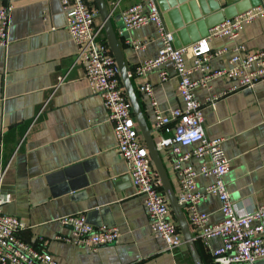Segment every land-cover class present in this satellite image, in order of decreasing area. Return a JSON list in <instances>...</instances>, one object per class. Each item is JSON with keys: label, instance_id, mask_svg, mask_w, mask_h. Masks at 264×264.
Segmentation results:
<instances>
[{"label": "crops", "instance_id": "obj_1", "mask_svg": "<svg viewBox=\"0 0 264 264\" xmlns=\"http://www.w3.org/2000/svg\"><path fill=\"white\" fill-rule=\"evenodd\" d=\"M87 1L97 10L94 0ZM112 1L106 0L107 5ZM138 2L121 0L113 15L130 72L139 63L156 58L162 47L152 24L121 29V13ZM257 2L159 0V7L177 45L186 47L205 36L213 25L246 12ZM5 5L12 11L9 44L0 46V164H10L3 190L13 200L3 212L25 222L20 236L51 254L58 264H191L186 243L172 252L151 233L144 197L135 190L127 164L117 151L114 124L108 119L102 98L91 92L84 65L77 61V47L68 32L61 0L0 2V7ZM101 23L98 15L95 26ZM103 36L106 39L105 31ZM128 40L142 41L145 49L135 50ZM238 44L247 50L264 47V17L246 24L236 40H213L212 48L217 51ZM232 55L229 52L214 58L212 67H227ZM186 62L192 65L190 58ZM168 70L171 79L165 83L160 82L157 70L144 78H132L151 129L155 116L139 86L145 82L153 86L161 110L179 107V79L171 67ZM200 77L198 72L192 75L194 80ZM231 84L218 79L212 82L211 90L198 88L195 94L205 102ZM203 114L207 137L224 139L223 149L231 164L224 180L233 203L240 212L263 204L264 81L252 90L220 98L215 108L205 106ZM161 157L178 195L181 189L169 156L161 153ZM193 163L198 169L204 160ZM213 181L210 177L198 179L201 189ZM199 209L212 223L223 219L216 196H209ZM184 213L187 217L186 209ZM81 214L95 227H118V241L91 251L57 240L72 234L60 219ZM196 243L204 264H217L212 251L221 246V240L213 238L208 246L202 241Z\"/></svg>", "mask_w": 264, "mask_h": 264}, {"label": "built area", "instance_id": "obj_2", "mask_svg": "<svg viewBox=\"0 0 264 264\" xmlns=\"http://www.w3.org/2000/svg\"><path fill=\"white\" fill-rule=\"evenodd\" d=\"M61 2L68 32L77 47V61L85 67L91 92L102 98L108 119L114 124L117 151L127 164L135 190L144 197L151 233L162 239L169 251L179 250L185 241L123 87L120 69L103 36L104 29L95 26L99 13L87 0ZM120 2L113 0L108 5L112 16ZM11 11L9 5L0 7V46L3 47L9 44ZM120 17L126 31L154 25L162 43L156 58L139 63L133 72L129 71L130 77L144 78L157 70L160 82L165 83L171 79L168 70L171 67L179 79L177 94L181 105L168 111L160 109L149 82L142 83L139 90L149 98L155 116L154 141L160 154L169 156L181 189L177 199L185 205L195 241L208 246L213 238L221 240V246L212 251L217 264H254L264 260V203L242 212L237 209L224 180L231 168L223 149L224 139L207 137L203 114L205 106L215 108L220 98L237 91L252 90L264 81V47L247 50L238 44L217 51L212 48L213 40H236L246 24L263 18L264 0H258L246 12L211 27L206 36L192 45L180 48L176 47L174 34L163 21L158 0H139L125 9ZM127 44L135 50L145 49L142 41L128 40ZM229 52L233 55L227 67H212L214 58ZM188 58L192 60L191 66L186 64ZM197 72L201 77L194 80L192 75ZM218 79L232 84L220 95L208 96L205 102L199 101L195 91L198 88L211 90L212 82ZM195 159L204 160L198 169L193 163ZM9 167L10 164L1 161L0 264H58L51 254L37 249L20 236L26 229L23 220L3 212V207L13 200L12 195L3 190ZM199 177H210L214 181L201 189ZM209 196H216L221 203L223 219L218 223H212L210 216L199 209ZM60 222L70 227L72 234L58 236L57 240L91 251L112 245L120 237L118 227H95L82 214L63 217Z\"/></svg>", "mask_w": 264, "mask_h": 264}, {"label": "water", "instance_id": "obj_3", "mask_svg": "<svg viewBox=\"0 0 264 264\" xmlns=\"http://www.w3.org/2000/svg\"><path fill=\"white\" fill-rule=\"evenodd\" d=\"M1 1H10V0H0V2ZM94 3H95L96 8L98 10L99 17L102 21L101 26L105 31V36H106L107 42H108L109 47H110V49H111V51L115 57L117 65L120 69V75H121V79L123 82V87L127 93L128 99L131 103L134 116H135L136 121L139 125L141 134L144 138V141L146 143L148 152L152 158L155 169L158 172L159 177L162 181V188H163V190L167 196L168 202L172 208L175 220H176V222L180 228L183 239H184V241L188 247V250H189L190 255L192 257L193 263L194 264H204L202 257H201V254L199 252L197 243H196V241L192 235L191 228H190V225L188 223L187 217L184 213L185 205L180 204L178 199H177L176 192L173 189V186H172L171 181L169 179V176H168V173L166 171L165 165L163 163L161 154L157 150V147H156V144L154 141V137H153V130L149 127V124L147 123V120H146L144 113H143V110L141 108V105H140V102H139V99H138V96L136 93V89L133 85L132 78L129 75V69H128L127 64L125 62L123 52H122V49H121V46L119 43V39L117 37L116 30H115L114 25H113V16L111 14V11L108 8L106 0H94ZM158 3H159V0H158ZM120 23H121V25H120L121 29H124L121 17H120ZM217 24H219V23H217ZM217 24H215V25H217ZM215 25H213V26H215ZM207 34H208V31H207L206 35ZM174 39H175V36H174ZM175 45L178 48L181 47V46L177 45L176 40H175ZM254 264H264V260L258 261Z\"/></svg>", "mask_w": 264, "mask_h": 264}, {"label": "trees", "instance_id": "obj_4", "mask_svg": "<svg viewBox=\"0 0 264 264\" xmlns=\"http://www.w3.org/2000/svg\"><path fill=\"white\" fill-rule=\"evenodd\" d=\"M96 6V5H95ZM191 264H194L193 261H191Z\"/></svg>", "mask_w": 264, "mask_h": 264}]
</instances>
